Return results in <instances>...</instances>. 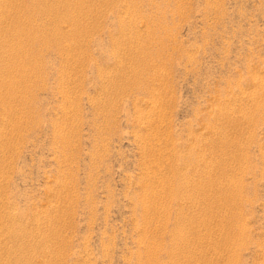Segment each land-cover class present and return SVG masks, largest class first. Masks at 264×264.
I'll list each match as a JSON object with an SVG mask.
<instances>
[{
  "label": "rangeland",
  "instance_id": "374dc122",
  "mask_svg": "<svg viewBox=\"0 0 264 264\" xmlns=\"http://www.w3.org/2000/svg\"><path fill=\"white\" fill-rule=\"evenodd\" d=\"M0 264H264V0H0Z\"/></svg>",
  "mask_w": 264,
  "mask_h": 264
},
{
  "label": "bare ground",
  "instance_id": "6f19581e",
  "mask_svg": "<svg viewBox=\"0 0 264 264\" xmlns=\"http://www.w3.org/2000/svg\"><path fill=\"white\" fill-rule=\"evenodd\" d=\"M26 74V73H25ZM263 83V82H262ZM150 145V144H149ZM154 145V144H153ZM150 150V149H149ZM178 169V168H177ZM167 179V178H166ZM171 179V178H170ZM188 181V180H187ZM191 181V180H190ZM189 181V182H190ZM210 181V180H209ZM182 182V181H181ZM200 182V181H199ZM173 183V182H172ZM200 184V183H199ZM164 185V184H163ZM198 185V184H197ZM208 186V185H207ZM179 187V186H178ZM162 188V187H161ZM205 188V187H204ZM164 189V188H163ZM170 189V188H169ZM165 190H167L168 191V189H165ZM187 190V189H186ZM164 191V190H163ZM188 191V190H187ZM236 191V190H235ZM164 193V192H163ZM162 193V194H163ZM167 193V192H166ZM170 193H172V192H170ZM225 195V194H224ZM171 197V196H170ZM204 200V199H203ZM156 202V201H155ZM156 204V203H155ZM204 204V203H203ZM185 216V215H184ZM183 222V221H182ZM190 227V226H189ZM181 232V231H180ZM177 235V234H176ZM181 235V234H180ZM184 236V235H183ZM181 238V237H180ZM178 239H179V236H178ZM186 239V238H185ZM181 243V242H180ZM184 243V242H183ZM177 244V243H176ZM189 244V243H188ZM184 245H185V243H184ZM220 245V244H219ZM221 246V245H220ZM194 249V248H193ZM183 250V249H182ZM187 250V249H186ZM195 251V250H194ZM190 252V251H189ZM184 253V252H183ZM187 260V259H186Z\"/></svg>",
  "mask_w": 264,
  "mask_h": 264
}]
</instances>
